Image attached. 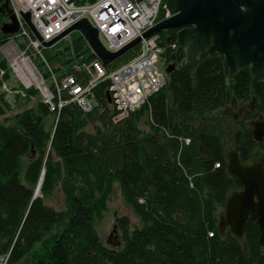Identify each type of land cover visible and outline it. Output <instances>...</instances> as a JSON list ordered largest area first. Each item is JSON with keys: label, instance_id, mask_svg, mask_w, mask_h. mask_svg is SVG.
<instances>
[{"label": "trees", "instance_id": "trees-1", "mask_svg": "<svg viewBox=\"0 0 264 264\" xmlns=\"http://www.w3.org/2000/svg\"><path fill=\"white\" fill-rule=\"evenodd\" d=\"M6 2L0 0V15L6 20L2 28L10 21L3 9ZM2 28L0 43L18 39L4 35ZM176 44L177 30L160 34L163 60L175 59L179 66L185 52L174 49ZM47 50L44 56L57 66L55 73L75 78L76 63L97 59L81 35H74L63 51ZM134 54L125 55L121 63ZM37 59L47 77L45 64ZM11 72L3 61L0 258L4 264H264L255 223H247V251L217 229L226 198L234 186L242 188L227 172V141L234 145V134L241 130L240 160L250 161L255 152L264 158V139L256 142L250 126L264 117V77L247 69L230 81L223 59H212L194 73L176 68L166 86L125 119H118L109 103V81L94 90L98 106L90 113L72 102L52 111L40 98L35 107L10 118L2 88ZM38 95L35 88H21L16 99L30 102ZM233 99L239 105L255 99V111L245 112L238 121L218 115ZM51 117L55 121L50 128ZM115 184L143 224L130 231L129 219H120L121 248L105 245L95 225L107 211ZM40 185V196L35 198ZM57 193L64 197L60 209L46 203Z\"/></svg>", "mask_w": 264, "mask_h": 264}, {"label": "water", "instance_id": "water-1", "mask_svg": "<svg viewBox=\"0 0 264 264\" xmlns=\"http://www.w3.org/2000/svg\"><path fill=\"white\" fill-rule=\"evenodd\" d=\"M166 7L172 15L170 18L160 21L117 53H110L104 48L99 30L86 18L46 43L32 24L30 12L20 13L46 49L54 47L73 33H79L95 57L107 67L137 48L144 38L177 30V45L185 52V60L179 66L167 67V75L176 68L194 73L207 60L223 59L230 81L240 71L247 69L255 77H264V0H167ZM3 9L8 11L10 22L3 25L2 31L6 36H15L20 29L18 20L8 2ZM107 97L111 104L109 92ZM255 104L254 99L247 105L239 106L233 99L232 104L219 111L218 115L238 121L245 112H254ZM262 118L261 116L250 122L254 140L258 143L264 139ZM241 144L242 131L239 130L234 135V146L225 154L228 158L227 172L242 183V188L234 186L226 198L217 229L222 237L230 234L247 251L248 222L255 223L258 227L261 232L260 244L264 247V158L259 152H255L250 161L243 163L238 154ZM40 187L41 185L35 198L39 196ZM107 244L118 248L122 242L109 239Z\"/></svg>", "mask_w": 264, "mask_h": 264}, {"label": "built area", "instance_id": "built-area-1", "mask_svg": "<svg viewBox=\"0 0 264 264\" xmlns=\"http://www.w3.org/2000/svg\"><path fill=\"white\" fill-rule=\"evenodd\" d=\"M7 1L19 23L17 38L27 48L24 51L18 49L19 56L12 62L11 70L22 87L37 89L52 111L61 110L72 102L85 113L92 112L98 106L94 90L102 82L109 81V93L118 111V119H125L139 111L166 86L168 75L163 67L164 48L160 45V34L144 38L132 50L135 54L131 59L121 63V58L110 66V70L96 59L76 66L78 78L67 73L58 77L44 56L46 48L20 13L30 12L32 24L46 43L86 18L99 30L104 48L110 53H117L160 21L172 16L166 7V0H96L87 4H78L75 0ZM172 47L175 49L178 45ZM34 57L45 64L47 77L45 71L32 60ZM64 96L67 98L64 99ZM56 98L57 104L54 102ZM0 264H4V259L0 258Z\"/></svg>", "mask_w": 264, "mask_h": 264}, {"label": "rangeland", "instance_id": "rangeland-1", "mask_svg": "<svg viewBox=\"0 0 264 264\" xmlns=\"http://www.w3.org/2000/svg\"><path fill=\"white\" fill-rule=\"evenodd\" d=\"M8 2V1H7ZM87 4V3H86ZM5 13H7L6 10H4ZM3 13L0 15V29L2 28V24L6 22V20L3 21L2 19ZM5 18V17H4ZM10 22V21H9ZM1 34V32H0ZM72 35V34H71ZM68 36L65 39L61 40L59 43H57L54 47L55 48H49L47 51H63L64 50V44L66 43H71L73 40L74 35H80L79 33H73L72 36ZM1 36V35H0ZM1 37H0V42H1ZM24 46L23 41L19 39H9L7 40L4 44L0 43V65L3 61H6L7 66L9 69H11V64L14 61V59L19 56V51H24L27 48L25 47L24 49H21L20 47ZM72 47V46H71ZM75 53V51L71 48L70 53ZM75 55V54H74ZM35 64H38V59L37 58H32ZM52 63H49L50 67L52 70L55 72L54 67H57ZM78 64L76 63L73 67V69L76 68ZM169 66H165L167 68ZM42 70V69H41ZM65 70V69H63ZM62 70V71H63ZM12 71V70H11ZM13 76L10 77V80L4 85L2 88V93H6L4 96L6 99L5 101L10 105L11 111L8 113V117L12 118L18 113H21L29 108L35 107L39 102L40 98H42L40 92L38 95V98H34L30 102H26L23 100L16 99L17 95H20L21 88L25 89L24 87L21 86L20 81L18 77L13 73ZM63 72H59L57 75L58 77L62 75ZM1 95V92H0ZM241 106V105H239ZM2 119L0 118V121ZM55 121L54 117H51L48 122V126L51 128L53 126V123ZM264 121V119H263ZM89 130H92V127H88ZM237 131V130H236ZM236 134V133H235ZM234 134V135H235ZM234 146L233 143H229L227 141V151H229L230 147ZM46 203L52 207H55L56 209H60L64 206V197L61 193H57L54 195L52 199H49L46 201ZM222 211H220L221 213ZM122 218H128L130 221V231H132L134 228H140L142 227V222L141 220L135 215L133 209L128 206V204L125 202L121 189L118 184L114 185L113 192L108 199V206H107V211L103 214L101 219H98L96 221V230L101 237L102 241L104 242L105 245L111 247L108 243L109 239L113 241H120L122 242V233L119 225V221ZM123 245V243H122ZM121 245V246H122ZM121 248V247H120Z\"/></svg>", "mask_w": 264, "mask_h": 264}, {"label": "flooded vegetation", "instance_id": "flooded-vegetation-1", "mask_svg": "<svg viewBox=\"0 0 264 264\" xmlns=\"http://www.w3.org/2000/svg\"><path fill=\"white\" fill-rule=\"evenodd\" d=\"M170 66V65H177V62H176V60L174 59L172 62H164L163 63V67H164V69H166L165 68V66ZM264 119V117L262 118V120Z\"/></svg>", "mask_w": 264, "mask_h": 264}, {"label": "bare ground", "instance_id": "bare-ground-1", "mask_svg": "<svg viewBox=\"0 0 264 264\" xmlns=\"http://www.w3.org/2000/svg\"><path fill=\"white\" fill-rule=\"evenodd\" d=\"M41 188V187H40ZM38 191V190H37ZM39 194V196H40V192L38 193Z\"/></svg>", "mask_w": 264, "mask_h": 264}]
</instances>
